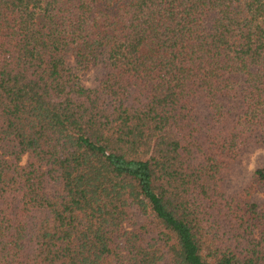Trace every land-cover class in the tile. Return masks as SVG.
<instances>
[{"label": "trees", "instance_id": "16d2710c", "mask_svg": "<svg viewBox=\"0 0 264 264\" xmlns=\"http://www.w3.org/2000/svg\"><path fill=\"white\" fill-rule=\"evenodd\" d=\"M261 149L264 0H0V264H264Z\"/></svg>", "mask_w": 264, "mask_h": 264}, {"label": "rangeland", "instance_id": "374dc122", "mask_svg": "<svg viewBox=\"0 0 264 264\" xmlns=\"http://www.w3.org/2000/svg\"><path fill=\"white\" fill-rule=\"evenodd\" d=\"M91 71L84 72L81 76L82 82L89 86ZM247 172L255 171L258 168L264 167V149L258 150L251 154L243 163ZM251 201L257 206L258 210L264 203V191L262 189L255 190L251 195Z\"/></svg>", "mask_w": 264, "mask_h": 264}]
</instances>
